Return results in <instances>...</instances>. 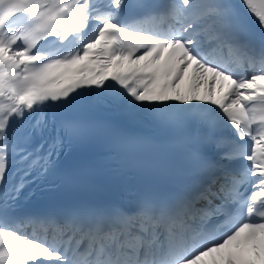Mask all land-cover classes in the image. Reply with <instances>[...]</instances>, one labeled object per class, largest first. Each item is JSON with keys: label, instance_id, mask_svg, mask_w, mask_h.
<instances>
[{"label": "snow or ice", "instance_id": "6c2138e0", "mask_svg": "<svg viewBox=\"0 0 264 264\" xmlns=\"http://www.w3.org/2000/svg\"><path fill=\"white\" fill-rule=\"evenodd\" d=\"M94 139L186 179L19 209ZM0 264H264V0H0Z\"/></svg>", "mask_w": 264, "mask_h": 264}]
</instances>
